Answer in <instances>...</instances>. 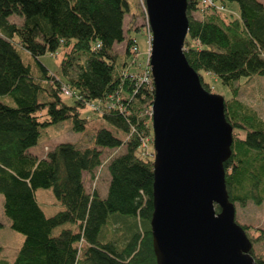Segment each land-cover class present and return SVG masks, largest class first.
<instances>
[{"label":"trees","instance_id":"obj_1","mask_svg":"<svg viewBox=\"0 0 264 264\" xmlns=\"http://www.w3.org/2000/svg\"><path fill=\"white\" fill-rule=\"evenodd\" d=\"M217 1L223 7L235 3L238 14L186 0L183 53L206 91L204 74L230 90L224 114L232 127L231 155L223 164L229 201L260 205L264 122L240 102L235 83L264 77V7L258 0ZM128 12L125 0H0V97L14 103L0 102V195L10 229L23 236L11 264H156L149 224L153 157L148 154L153 149L151 142L148 151L141 147V141L152 140L148 113L154 89L152 80L141 81L146 63L142 73L126 70L137 53L129 33L146 28V23L136 26L139 15L132 14L123 29ZM13 15L23 18L21 26L8 22ZM119 43L125 44L127 57L121 62L112 55ZM19 49L33 59L34 68L23 62ZM58 51V72H50L39 58ZM64 89L71 95L65 96ZM97 101L101 108L91 112L102 126L94 132L92 146L59 143L42 158L28 151L51 125L70 121L74 132H85L89 121L80 112ZM120 147L125 151L106 167V196L87 193L83 174L92 177L103 150ZM40 189L51 190L61 206L51 217L37 203ZM241 227L250 241L264 240L263 231L253 234ZM250 254L255 264H264L252 249Z\"/></svg>","mask_w":264,"mask_h":264},{"label":"water","instance_id":"obj_2","mask_svg":"<svg viewBox=\"0 0 264 264\" xmlns=\"http://www.w3.org/2000/svg\"><path fill=\"white\" fill-rule=\"evenodd\" d=\"M150 31L153 157L150 233L156 264H255L235 222L224 162L232 127L183 53L186 0H143ZM216 207L219 211H216Z\"/></svg>","mask_w":264,"mask_h":264},{"label":"rangeland","instance_id":"obj_3","mask_svg":"<svg viewBox=\"0 0 264 264\" xmlns=\"http://www.w3.org/2000/svg\"><path fill=\"white\" fill-rule=\"evenodd\" d=\"M128 4L129 12L124 15L123 19V29L126 28L127 24L130 21V15L136 14L139 15L136 18V26H145V17L143 11V0H125ZM264 4V0H262ZM138 5L143 12V15L140 17V12ZM141 12V14H142ZM221 12L238 14V6L235 3H228L224 10ZM144 17V18H143ZM195 19H199L198 14H193ZM8 22L15 24L16 26H21L23 23V18L13 15L8 18ZM130 36L135 39L136 47L138 49L137 53L134 55V64L127 67L126 70L135 71L142 73L148 55L149 48V35L147 30L143 27L139 31H131ZM23 62L25 64H30L33 67V59L27 55L24 51L18 50ZM112 55L115 56L117 62L125 61V44L119 43L115 44L112 48ZM61 55L58 51L55 55L45 54L39 58V61L43 63L50 72H58V64L60 62ZM131 57L128 58V61H131ZM136 68V69H133ZM203 81L210 89V93L222 96L224 98L230 97L229 88L221 85L219 80L212 75L204 74ZM240 85V91L238 99L244 105L253 109L257 116L264 122V77L261 76H252L251 78H241L235 83V86ZM0 102L7 104L9 106H14L13 101L6 96L0 97ZM67 103H71L70 98L66 99ZM81 117L88 119V124L85 132L76 133L72 130V125L70 121H63L55 125H51L45 129L41 130L40 137L35 146L29 148V152L39 158L44 157V154L54 148L56 144L59 143H75L80 148H85L87 146H92L93 134L99 127L102 126L100 120L95 118V115L91 112V109H84L80 112ZM104 126L108 129L110 127L106 124ZM152 134V129H151ZM125 151L124 147L115 148V149H105L103 150L101 156V166L94 171L92 177L88 174L83 176V183L87 193H96L102 198L106 196L109 182V175L106 171V167L110 160L119 156ZM36 200L39 204V207L43 211L46 217H51L59 210L61 206L55 200L51 190L49 189H40L37 190ZM3 196L0 195V223L2 227L0 229V264H11L16 256L18 249L20 248L23 236L17 232H14L9 227V222L3 215ZM235 222L239 226H247L255 234V230H260L264 232V202L260 205H255L251 201L247 202L245 205L241 206L240 204H235ZM4 225V226H3ZM66 225L62 227H57L54 229V235H57L61 229L65 228ZM247 237L250 236L246 234ZM249 239V237H248ZM251 240V239H249ZM252 254L260 259H264V240L258 242H252Z\"/></svg>","mask_w":264,"mask_h":264},{"label":"built area","instance_id":"obj_4","mask_svg":"<svg viewBox=\"0 0 264 264\" xmlns=\"http://www.w3.org/2000/svg\"><path fill=\"white\" fill-rule=\"evenodd\" d=\"M199 2H200L201 6H212L217 11H220V12L224 10V7L221 6L218 3L217 0H199ZM142 7H143L145 23H146V28L145 29L147 30V33L149 35L148 37H149V48H150V31H149L148 19H147L144 3L142 4ZM149 48H148V55H147V60H146V68H145V71L143 72V75L141 77V81L142 82H146L147 84H149V80H152L151 73H150V70H149V67H148ZM133 51H138V50L136 48H133ZM152 87H153V84H152ZM63 91H64V95L65 96H70L71 95V92L68 89H64ZM88 106H89L90 109L99 110L101 108V106H102V103H100L99 101L92 102ZM148 114L151 115V108H150V111H149ZM150 142H152V140L149 141L148 139H145V140L141 141V147L143 148V150H145V151L147 150L148 151ZM148 155L150 157H153V154H148Z\"/></svg>","mask_w":264,"mask_h":264},{"label":"crops","instance_id":"obj_5","mask_svg":"<svg viewBox=\"0 0 264 264\" xmlns=\"http://www.w3.org/2000/svg\"><path fill=\"white\" fill-rule=\"evenodd\" d=\"M262 5H263V7H264V4H263V2H262V0H258ZM85 174H87V173H84L83 174V176L85 175ZM89 175V174H88ZM109 183V182H108ZM105 196H102V198H104ZM4 226V225H3Z\"/></svg>","mask_w":264,"mask_h":264}]
</instances>
